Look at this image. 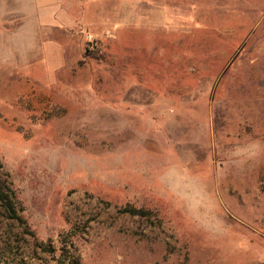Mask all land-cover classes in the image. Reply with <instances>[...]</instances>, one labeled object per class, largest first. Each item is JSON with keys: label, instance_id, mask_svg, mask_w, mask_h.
<instances>
[{"label": "rangeland", "instance_id": "rangeland-1", "mask_svg": "<svg viewBox=\"0 0 264 264\" xmlns=\"http://www.w3.org/2000/svg\"><path fill=\"white\" fill-rule=\"evenodd\" d=\"M0 191V264H264V0H0Z\"/></svg>", "mask_w": 264, "mask_h": 264}, {"label": "trees", "instance_id": "trees-1", "mask_svg": "<svg viewBox=\"0 0 264 264\" xmlns=\"http://www.w3.org/2000/svg\"><path fill=\"white\" fill-rule=\"evenodd\" d=\"M0 199H2L4 203V209L8 214V217L10 219H14L18 221L21 224H24L25 221L22 219L18 214H17V208L13 202V200L10 198L8 194H4L3 192L0 191ZM122 213H128L130 215H137V216H145L147 215V212L142 210V209H137L133 207H126L121 210ZM29 233H31L29 231ZM31 235H34L31 233ZM38 245V244H37ZM61 259H59V264H79L77 257L73 256L71 253V250H69L67 247H63L62 253H61ZM9 258L6 260L8 261ZM9 262V261H8Z\"/></svg>", "mask_w": 264, "mask_h": 264}]
</instances>
